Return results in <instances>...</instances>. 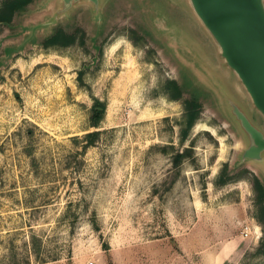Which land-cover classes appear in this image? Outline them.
<instances>
[{
	"label": "rangeland",
	"instance_id": "obj_1",
	"mask_svg": "<svg viewBox=\"0 0 264 264\" xmlns=\"http://www.w3.org/2000/svg\"><path fill=\"white\" fill-rule=\"evenodd\" d=\"M60 8L0 22V264H264V154L241 160L227 100L263 133L264 117L189 2ZM56 29L73 43L45 49Z\"/></svg>",
	"mask_w": 264,
	"mask_h": 264
},
{
	"label": "water",
	"instance_id": "obj_2",
	"mask_svg": "<svg viewBox=\"0 0 264 264\" xmlns=\"http://www.w3.org/2000/svg\"><path fill=\"white\" fill-rule=\"evenodd\" d=\"M63 15L89 2L96 16L102 0H59ZM195 16L219 49L224 65L234 72L255 108L264 117V0H187ZM228 99V98H227ZM238 127L249 143L241 160H260L264 133L228 99Z\"/></svg>",
	"mask_w": 264,
	"mask_h": 264
},
{
	"label": "trees",
	"instance_id": "obj_3",
	"mask_svg": "<svg viewBox=\"0 0 264 264\" xmlns=\"http://www.w3.org/2000/svg\"><path fill=\"white\" fill-rule=\"evenodd\" d=\"M35 0H1L0 2V22L6 25H10L13 21L16 13L23 11L29 5H31ZM73 43V39L69 34L64 33L62 29H56L55 32L46 38L42 45L45 49H59L61 47L68 46ZM176 89V98L182 96V90L176 84H171ZM90 116V125L94 128H99L106 112V105L100 102L98 99H95V104L92 108ZM198 115V103L196 101L188 102V107L186 110V114L183 118V127L184 129H191L196 121ZM101 132L93 131L84 136V139L87 141L85 148L92 146L99 139ZM183 158V154L178 153L175 157V163H180ZM254 191L257 193L258 203L264 202V181L258 177L254 179ZM262 219H264V205L261 208V218L259 217V221L263 223ZM260 253L264 256V241L260 247Z\"/></svg>",
	"mask_w": 264,
	"mask_h": 264
}]
</instances>
